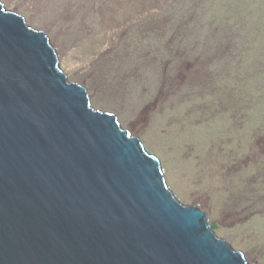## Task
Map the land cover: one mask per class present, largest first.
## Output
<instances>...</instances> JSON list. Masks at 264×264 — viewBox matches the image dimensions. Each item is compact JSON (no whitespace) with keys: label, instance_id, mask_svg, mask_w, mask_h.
Masks as SVG:
<instances>
[{"label":"rangeland","instance_id":"374dc122","mask_svg":"<svg viewBox=\"0 0 264 264\" xmlns=\"http://www.w3.org/2000/svg\"><path fill=\"white\" fill-rule=\"evenodd\" d=\"M184 205L264 264V0H0Z\"/></svg>","mask_w":264,"mask_h":264},{"label":"water","instance_id":"95a60500","mask_svg":"<svg viewBox=\"0 0 264 264\" xmlns=\"http://www.w3.org/2000/svg\"><path fill=\"white\" fill-rule=\"evenodd\" d=\"M0 264H249L1 1Z\"/></svg>","mask_w":264,"mask_h":264}]
</instances>
